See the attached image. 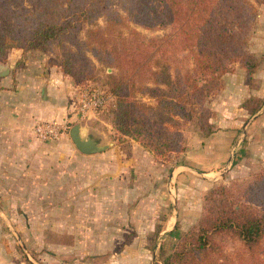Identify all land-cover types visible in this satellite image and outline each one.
Wrapping results in <instances>:
<instances>
[{"label": "trees", "instance_id": "1", "mask_svg": "<svg viewBox=\"0 0 264 264\" xmlns=\"http://www.w3.org/2000/svg\"><path fill=\"white\" fill-rule=\"evenodd\" d=\"M112 2L0 0V61L9 49L56 50V65L84 88L96 77L95 62L111 69L107 93L114 96L115 134L136 141L156 158L184 154L189 149L184 126L192 124L203 138L215 132L207 100L223 88L233 66L239 64L250 78L260 68L247 49L253 6L245 0H126L133 24L171 29L164 38L147 40ZM100 19L104 28L97 26ZM183 53L191 60L184 72L160 58ZM229 242L240 247L231 258L225 254ZM263 244L261 173L247 186L213 188L196 224L154 264H264Z\"/></svg>", "mask_w": 264, "mask_h": 264}, {"label": "rangeland", "instance_id": "2", "mask_svg": "<svg viewBox=\"0 0 264 264\" xmlns=\"http://www.w3.org/2000/svg\"><path fill=\"white\" fill-rule=\"evenodd\" d=\"M245 1L253 6L255 12L247 34V49L256 56L260 68L250 78L239 64H235L233 72L227 74L228 79L224 77L223 88L207 100V107L214 114L210 121L216 129L214 133H217L221 129L219 123L222 118L220 98L226 95V86L233 90L237 84L243 85V89L234 90L238 102L233 105L234 115L229 118L233 120L239 116L237 107L247 111L245 112L247 117L243 120L244 125L240 123L234 128L243 135L242 143L234 154L231 150L223 151V144L221 145L220 141L217 142L219 149L215 148L213 151V148H204L208 138H203L201 133L195 132L192 124H187L183 127L185 142L189 148L186 153L156 158L142 146V151L134 148L135 154L138 152L142 161H137V166L132 172L114 175L109 165L107 168L104 165H96L94 166L96 169L93 170L89 164L86 166L71 163L75 165L76 176L71 175L69 195L56 198L55 202L57 205L63 204L62 207H55L54 213H48L47 218L44 213L33 214L38 220L29 222L30 224L24 218L29 214H20L21 216L18 214L23 235L22 237L19 235L22 244L17 245L19 262L154 264L160 261L163 255L172 253L180 237L196 224L202 215L205 199L213 188L219 185L230 186L232 183H238L240 187L247 186L255 176L264 173V127L259 134L257 133L258 135L252 130L249 136L251 130L249 127L256 119L264 117V0ZM125 3L126 0H113V9L124 16L129 21V27L142 37L149 40L164 38L171 34L170 28L149 30L133 24L125 10ZM28 5L30 6L29 3ZM3 20L4 16L0 9V26ZM97 26L104 28V20L100 19ZM87 29V26L83 28L82 39ZM9 50L5 53V60L0 61L3 68H9L6 59ZM13 52L16 55V52ZM57 54L58 52L52 49L45 52H26L20 59L17 69H26L30 66L28 63L55 64ZM17 57L18 55L13 56L12 60ZM160 58L162 63L170 64L182 72L191 65L188 53L170 54ZM95 64L98 72L92 84L86 88L77 85L76 119L62 125L66 135H69L75 125H81L85 135L95 138L102 144L114 143V147L102 156L114 158L118 156L125 159V156L130 154L131 144L127 143V138L120 139L115 134L112 113L114 100L96 114L88 112L85 117L79 114L81 93L97 90L105 95L109 89L107 76L112 70L100 67L97 62ZM17 69H13L14 73ZM244 87L249 92L246 98L242 96L246 92ZM253 93H259V96L251 95ZM109 95L114 98L112 94ZM139 98L150 103L147 98L140 95ZM201 141L204 142L201 144ZM236 145L237 140L232 147ZM257 145L259 148H254ZM196 148L202 150V153L193 156L194 164L191 166L189 151ZM85 171H88L87 173L95 171L96 174H83ZM47 224L49 227L45 229ZM225 246V254L229 255V258L240 248L231 242Z\"/></svg>", "mask_w": 264, "mask_h": 264}, {"label": "crops", "instance_id": "3", "mask_svg": "<svg viewBox=\"0 0 264 264\" xmlns=\"http://www.w3.org/2000/svg\"><path fill=\"white\" fill-rule=\"evenodd\" d=\"M13 51L18 55L15 60H12L13 56H16ZM23 55V51L11 49L6 54L9 68L0 66V264H22L18 261L20 258L17 252V245L22 244L23 236L20 225L22 223L18 222L20 214H29L27 217L24 216L28 223L37 222L38 218H34L33 214L44 213L47 218L48 213H54L55 207L63 206L55 202L56 198L69 195L71 175L76 176L75 165L71 163L86 166L89 164L93 170L96 169L94 167L96 165H104L105 168L109 165L110 171L116 175L132 172L137 166V161L141 160L138 152L135 154V150H143L136 141L127 138L131 150L125 159L118 156L116 158L102 156L109 151L85 155L75 147L70 132L69 135L65 133L58 141L37 138L35 126L39 122L56 121L62 124L76 119L77 85L71 77L62 73L56 63H28L30 66L26 69H17ZM13 69H17L16 73ZM6 70L9 71L8 75ZM229 75H226L225 79H228ZM226 89V95L220 98L221 129L206 140L204 148L210 147L213 151L215 148L219 149L217 142L220 141L221 145L223 144V151L231 150L234 154L241 145L243 136L234 128L240 123L244 125L243 120L247 117L245 113L247 111L237 107L239 116L233 120L229 119L232 114L234 115L233 105L238 102L234 90L243 89V85L237 84L233 90L226 86ZM247 94L249 96L246 90L242 96L246 98ZM251 95L259 96V93ZM263 127L264 117L261 116L249 127L251 129L249 136L252 130L259 134ZM236 140V147H232ZM203 142L201 141V144ZM196 149L189 151L191 166L194 164L193 156L202 153V150ZM79 172L81 173V170ZM95 174V171L87 173ZM48 227V224L45 225V229Z\"/></svg>", "mask_w": 264, "mask_h": 264}, {"label": "built area", "instance_id": "4", "mask_svg": "<svg viewBox=\"0 0 264 264\" xmlns=\"http://www.w3.org/2000/svg\"><path fill=\"white\" fill-rule=\"evenodd\" d=\"M114 98L106 93L105 95L97 90L86 91L80 95V112L83 117L88 112L98 113L112 102ZM37 138L45 141H58L65 134V129L62 124L52 121L39 122L35 126Z\"/></svg>", "mask_w": 264, "mask_h": 264}, {"label": "water", "instance_id": "5", "mask_svg": "<svg viewBox=\"0 0 264 264\" xmlns=\"http://www.w3.org/2000/svg\"><path fill=\"white\" fill-rule=\"evenodd\" d=\"M9 74V71L6 70V75ZM70 138L74 143L77 150L85 155H94L101 154L109 151L114 147V143L102 144L97 141L95 138L85 135L83 133L81 125H75L70 131Z\"/></svg>", "mask_w": 264, "mask_h": 264}]
</instances>
